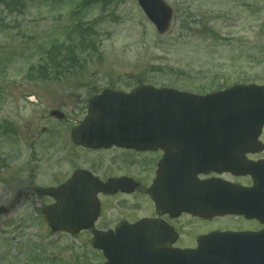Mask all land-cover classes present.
Wrapping results in <instances>:
<instances>
[{
  "label": "rangeland",
  "instance_id": "1",
  "mask_svg": "<svg viewBox=\"0 0 264 264\" xmlns=\"http://www.w3.org/2000/svg\"><path fill=\"white\" fill-rule=\"evenodd\" d=\"M24 1L0 2V264H104L90 237L53 234L40 213L44 140L62 126L49 112L105 87L264 84V0H164L163 35L136 0Z\"/></svg>",
  "mask_w": 264,
  "mask_h": 264
},
{
  "label": "flooded vegetation",
  "instance_id": "2",
  "mask_svg": "<svg viewBox=\"0 0 264 264\" xmlns=\"http://www.w3.org/2000/svg\"><path fill=\"white\" fill-rule=\"evenodd\" d=\"M104 89L115 90L105 87L87 96L75 93L67 98L69 116L53 114L62 126L47 133L44 140L48 185L33 188L46 205L56 203L49 194L73 177L79 185L91 188L96 214L89 228L74 237L114 233L120 225L146 220L173 231L172 249L190 251L204 236H251L263 230L259 201L264 200V188L260 187L259 172L264 169V124L259 132L236 134L245 142L233 149L222 140L227 135H204V140L190 145L188 156L162 148L75 143L72 130L85 120L89 98ZM254 247L241 245L239 258L253 263L249 251Z\"/></svg>",
  "mask_w": 264,
  "mask_h": 264
},
{
  "label": "water",
  "instance_id": "3",
  "mask_svg": "<svg viewBox=\"0 0 264 264\" xmlns=\"http://www.w3.org/2000/svg\"><path fill=\"white\" fill-rule=\"evenodd\" d=\"M137 1L158 34H163L171 19L170 8L162 0ZM89 113V117L97 118L95 122L102 129L94 132L86 129L85 132L107 134V138L80 140L82 143L144 146L147 142L155 147L162 135L229 134L259 129L264 123V88L236 86L204 97L171 89L155 91L144 86L129 94L104 91L90 100ZM170 140L175 139H163ZM60 192L61 189H57L53 194L55 205L41 210L46 225L53 232L72 234L87 228V223H91V197L80 192L77 201L72 202ZM166 238L165 229L155 222L142 221L133 226H121L114 235H94L90 243L92 248L102 251L106 264H205L207 261L206 239L199 243L198 251L178 252L168 250ZM258 238L259 243L264 244V231ZM238 240L239 237L233 236L217 237L214 241L219 245H238ZM259 252L264 255V251ZM259 262L264 264V258Z\"/></svg>",
  "mask_w": 264,
  "mask_h": 264
},
{
  "label": "trees",
  "instance_id": "4",
  "mask_svg": "<svg viewBox=\"0 0 264 264\" xmlns=\"http://www.w3.org/2000/svg\"><path fill=\"white\" fill-rule=\"evenodd\" d=\"M15 1H17V0H11V2L13 3H15ZM20 1V0H19ZM26 1H30V2H34V0H26ZM25 1V2H26ZM0 2H2V3H4L5 5H7V6H9V4H10V2H9V0H0ZM22 2H23V0H22Z\"/></svg>",
  "mask_w": 264,
  "mask_h": 264
}]
</instances>
